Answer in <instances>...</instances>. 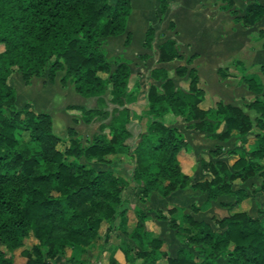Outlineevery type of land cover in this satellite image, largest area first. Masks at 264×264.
<instances>
[{"label":"trees","instance_id":"16d2710c","mask_svg":"<svg viewBox=\"0 0 264 264\" xmlns=\"http://www.w3.org/2000/svg\"><path fill=\"white\" fill-rule=\"evenodd\" d=\"M218 1L236 23L246 27H255L264 18V2H248L238 14L234 0ZM166 9L167 1L160 0L158 21ZM130 14V0H0V245L12 252L32 236L37 240L32 251L39 259L24 250L25 264H51L65 256L67 248L83 253L93 242H100L104 252L110 237L121 233L134 244L123 248L128 264H158L162 259L165 264H264V221L240 208L249 196L243 187L248 179L260 177L259 190L264 192V63L259 66L261 76L241 77L256 95L245 104L257 114L254 120L241 108L221 100L214 106L202 105L205 92L191 66L194 56L174 70L153 68L150 76L156 83L146 94L147 127L130 147L132 118L125 104L130 68L118 62L112 69L101 50L103 39L126 32ZM168 27L174 29V22ZM256 33L264 49V24L257 26ZM154 36L150 25L144 33V49L152 48ZM129 37L127 34L125 43ZM157 49V63L184 60L172 39ZM234 64L243 69L242 63ZM14 71L26 85L46 71L52 83L58 72H63L59 79L63 86L71 84L80 96L103 99L113 106L111 112L78 105L70 108L86 115L87 123L100 114L104 118L109 115L108 122L101 123L86 144L69 128L72 135L59 148L64 140L54 133L50 114L32 109L29 103L16 105L17 91L10 83ZM217 73L220 79L228 75L227 68H219ZM175 77L184 79L186 87L178 86ZM166 113L181 117L208 138L227 141L234 134L244 139L252 134L257 145L248 156L237 155L231 165L217 158L223 149L216 145L209 150L215 160L201 157L198 161L208 177L188 175L179 160L187 142L177 127L165 123ZM121 148L131 149L133 168L128 178L92 166L111 164ZM139 188L142 202L153 193L167 197L187 189L199 190L207 203L225 197L229 201L220 202V207L227 213L214 218L215 229L195 217L200 208L194 204L191 212L175 205L155 209L156 219L165 221L186 245L169 256L163 241L146 228L149 216L140 208H131L123 195L126 189ZM131 209L135 221L128 226ZM185 247L198 248V252ZM0 264H15L13 256L0 249Z\"/></svg>","mask_w":264,"mask_h":264},{"label":"rangeland","instance_id":"374dc122","mask_svg":"<svg viewBox=\"0 0 264 264\" xmlns=\"http://www.w3.org/2000/svg\"><path fill=\"white\" fill-rule=\"evenodd\" d=\"M113 2L114 0H110ZM175 1L180 2L181 6L175 10L173 3ZM212 1V2H211ZM253 1V0H251ZM260 1V0H257ZM246 0H236L233 9L236 10L238 14H242L245 8ZM249 2V1H248ZM247 2V3H248ZM260 2H264L261 0ZM131 4V14L127 20V30L123 35H118L114 37H108L102 40L101 50L105 54L110 66L112 69L115 68L118 62H125L130 68L131 76H130V86L128 87V94L125 99L126 106L131 111L132 120L129 122V129L132 133V138L128 141L129 146L131 147L133 143L137 140V135L146 130L148 118L145 115V111L147 108L146 102V90L147 85L150 82L149 71L156 65L155 58L158 50L156 45H154L151 49H142V40H143V28L147 25H151L157 31L162 30L163 27L166 26L165 21L158 23L156 20V11L154 9V3L152 0H147L143 2V0H130ZM171 9L169 12L170 19L175 20L177 24L178 35L183 37L185 40H190L191 46L189 50H202L208 51L211 50L209 47V43L206 41L204 43L194 41L198 34H201L204 28V12L201 8L208 7L211 9H215L216 14L223 9L222 3L218 0H170ZM215 6V8L212 7ZM245 5V6H244ZM220 8V9H218ZM164 17V16H163ZM221 20H223L222 26L227 28L229 21L231 22V15L229 12L225 11L220 13ZM233 17V16H232ZM156 20V21H155ZM231 24V23H230ZM264 24L263 20L256 25L254 37L250 38V42L248 43L246 55H252L251 51L257 50L258 46L261 43V40L258 38L256 30L257 26ZM165 25V26H164ZM201 30V31H200ZM216 31H213L210 35H214ZM127 34H130L129 42L125 43ZM222 37L221 41L223 44L220 46L222 50L227 54H233L235 51L231 50L226 52V48L229 46H225L226 41V33L215 34V40L217 37ZM158 40L159 37L157 36ZM192 39V41H191ZM194 42V43H193ZM245 48V49H246ZM2 46H0V50ZM237 53V52H236ZM146 54L147 58H142V55ZM247 57L245 59L244 64L246 65V69L248 72H256L259 76V63H264V58H261L259 63L253 62L254 59ZM222 63V62H221ZM178 64H184L183 61H176L172 64H168L167 68L174 70V68ZM214 63L206 62L205 70H202V75H205V80L207 84H211L212 90H217V87L212 84V75L208 67L213 65ZM224 66L225 64H221ZM199 67H202L201 64L198 63ZM47 71L43 77H33L30 81V84L26 85L22 82L21 77H19V73L14 71L11 75L10 83L16 88L17 91V100L16 105L18 107L23 106L25 103H29L32 109L36 111H43L50 113L51 118L54 119L55 129L53 128V119H52V128L56 135L62 138L64 141L59 144V148H63L69 139V135L72 133H68L69 128L74 130L73 136L77 138L82 144H86L90 141L92 135L97 131L98 126L101 123H106L109 120L108 118H104L103 115L95 116L90 123L85 122L87 116L84 115L79 109H74L72 113L68 111L73 110L70 108L71 106H76L73 104H78L84 109H96L98 111L111 112L113 106L108 104L105 100L96 99V98H84L80 96L75 90L71 87L68 90L70 84H66L64 89H60L58 87L57 82H59V78L63 75V72H58L54 83H50L46 76ZM227 73H231L232 76L230 81L228 82V86L225 87L223 93L219 95L216 93L215 98L208 97L202 102L204 107H210L209 105L214 106L215 100L218 99L217 96H221L224 101L231 102L232 100L238 99L239 95H241L239 91V84L242 82L241 76L242 72L239 67L235 64H232L227 68ZM21 80H20V79ZM137 78V79H136ZM137 80V81H135ZM140 80V81H139ZM176 84L180 87H186V81L184 79H178L175 77ZM136 82V83H135ZM140 83L142 84V88H140ZM61 84V83H60ZM133 84V85H132ZM139 85V86H138ZM230 85V86H229ZM61 91H60V90ZM236 89V90H235ZM211 96V95H210ZM214 96V95H213ZM72 103V105L63 106V111H66L67 114L72 116L69 122L63 121L60 116V112L62 111V107H60L61 103ZM59 105V106H58ZM54 106V107H53ZM252 115V119H253ZM137 120V121H136ZM254 120V119H253ZM164 121L168 125H172L178 128V130L183 134L187 146L186 149L182 150L179 153V160L181 162L182 170L188 171V173L193 176L197 175L200 179L208 177L203 173V171L199 170L198 161L199 159L206 158L215 160L216 157H212L209 154V150L214 149L218 142L213 141L212 139H207V136L202 134H197L196 137L193 135V130L189 125H186L183 119L179 116H175L170 113L164 114ZM107 132V130H105ZM193 135L192 138L189 139V136ZM249 137L241 138L238 135H233L227 141L223 142L226 146L223 150L219 159L225 160L228 164H232L237 157V155L243 153L245 155H249L250 151L256 147L257 143L253 141V135H248ZM187 138V139H186ZM189 144H188V141ZM248 141V142H247ZM189 145V149H187ZM130 148H121L119 152L114 157V160L111 164H100V163H92V166L95 169H103L107 168L108 170H112L117 174H120L124 178H128L133 168V161L130 156ZM230 150H235V154H228L227 152ZM261 178L253 177L248 179L244 184L248 191V198L245 199L240 208L245 210L252 217H260L264 221V192L260 189ZM140 192V188L136 191L131 189H126L123 193L124 197L130 201L131 208H140L142 209L148 216V220L146 222V228L148 231L152 232L153 235L157 236L159 239L163 241V249L166 250L169 256H175L177 250L184 245L181 241L175 236V232L169 228L168 224L165 221L156 219L154 215V210L160 208L162 210H166L170 206H179L183 207L186 212H191V206L194 204L200 208L199 212L195 213V217L199 220H205L209 222L213 228L217 229V225L214 221L215 217L222 216L227 213L226 210L220 207V202L222 201H214V202H206V195L201 193H177L175 195H171L169 197H162L160 195L152 194L146 202H142L139 200L138 193ZM221 200V199H220ZM225 201H229V199H224ZM128 226H132L135 217L133 210L128 211ZM104 225L101 227L100 232H103ZM37 244V240L32 236H28L24 245L16 249L12 252H7L3 246L0 245V249H2L8 256H13V260L15 264H25L26 256L23 255L24 250H30L31 255L36 259H39L38 255L32 251L34 245ZM134 245L133 241L126 238L121 233H114L108 242V248L106 251H101L100 242H93L85 252L80 251H72L70 248L66 249L65 256L58 257L54 260H51V264H128L125 262L123 248L127 245ZM189 252L197 253L198 248L195 247H185ZM73 256V259L71 258ZM47 262V260H44ZM158 264H165V259L159 261Z\"/></svg>","mask_w":264,"mask_h":264},{"label":"crops","instance_id":"0c3cea01","mask_svg":"<svg viewBox=\"0 0 264 264\" xmlns=\"http://www.w3.org/2000/svg\"><path fill=\"white\" fill-rule=\"evenodd\" d=\"M146 1L147 0H143V2H146ZM159 1L160 0H152V2L154 3V9L156 11V14H158V10H159ZM166 1H167V9H166L165 15L163 17V20L161 21V22L165 21L166 26L164 25L165 27H163L162 30H160L161 31L160 34H159V30L157 31L154 28L155 29V36H154V41L152 43V47L154 45H156V48H158V45L160 43H162L163 41H165L167 39H172V40H174L176 42V47L178 49L179 54L183 57L184 62H185V60L188 57L194 56V59L192 60V65L191 66H193V67L196 68V70L198 72V76H199V86L205 92V96H204V100L203 101H206L205 99L208 98V97H210L211 100H212V98H215L216 97V93H219V95H221L223 93L225 87L228 86V82L230 81V79H231L230 76H232V74L231 73L230 74L227 73L228 75H227V77L225 79H220V77H219V75L217 73V71H218L219 68H228L232 64H234V62L238 61V62H240V63L243 64V69L242 70L240 69V71L243 73L242 75L256 74V72H248L247 69H246V65L244 64L245 59L247 57H250V58L254 59L253 62H257V63H259L261 61V58H264V49L262 48V40H261V43L258 46L259 48H257L256 52L255 51H251L252 52V55L251 56L250 55H246V52H247V48L246 47L249 46L248 43L250 42V38L251 37H254L253 35H251V34H254V31H255V28L254 27H246V26L242 25L241 23H236L233 20V17L231 16V18H232L231 19V22L229 21L228 26H226L227 28H224L222 26L223 20H221V18L220 17H217V16H220V13L225 12V11L227 12L228 10L221 9V11L219 10V12L216 14L215 9L213 10L211 8H208V7H203L201 9L204 12V18H205L204 19V28H205V30H203L201 28V30H202L201 34H198L197 39L194 38L193 40L194 41L201 42V43H204V42L207 41L209 43V47H211V50L204 51V52L202 50H199V49L198 50H195V51L194 50H191V49L189 50V47L191 46V43L192 42L190 43L189 42L190 40H188V39L185 40L183 37H181V36L178 35L177 24H176L175 20L170 19V15H169V12H170V9H171L170 0H166ZM235 1L236 0H234V3H235ZM248 1L251 2V0H246L245 5L247 4ZM173 5L175 7V10L178 9L181 6L180 2H178V1H175L173 3ZM212 7L215 8L214 5H212ZM218 9H220V8H218ZM156 20H157V18H156ZM170 21H173L174 22V29H170L168 27ZM157 22H158V20H157ZM161 22H158V23H161ZM149 26L150 25H147V26H145L142 29L143 30V34L145 33L146 29ZM127 29L128 28L126 27V30ZM213 31H216L217 34L226 33V37H225L226 38V41H225V43H227V44H225V46H229L228 48H226V52H229V51L233 50V51H235L233 54H227V53H225L222 50V47L220 46V43H221V45L223 44V42L221 41L222 37H219L218 36L216 38V40H215V37L214 36H215L216 33L214 35H212V36L210 35ZM157 36L159 37L158 40L156 39ZM143 39H144V36H143ZM191 41H192V39H191ZM142 44H143V40H142ZM142 49H144L143 46H142ZM157 59H158V53L156 54V58H155L156 65L153 68H155V67H165V68H167L168 67L167 66L168 64H172L173 62H176L177 61L176 60V61H173V62H170V63H157ZM206 62H210V63L213 62L214 63L213 65H211L208 68H209L210 73L212 75V77H211L212 78V84H214V86L217 87V90H212L213 88L210 87L211 84L208 85L207 82H206V80H205V77L206 76L205 75H202V70H205L207 68V67L203 66V65L206 64ZM221 62L223 64H225V65L222 66L221 65L222 63ZM198 63L201 64L202 67L197 66ZM260 65H261V63H259L258 68H259ZM151 70L149 71V76H150ZM130 76H131V71H130ZM19 77H20V75H19ZM135 81H137V80H135ZM52 83H54V82H52ZM152 83H156V82L153 81V79L150 76V82L147 85V90H148L149 86ZM57 84H58V87L60 89H64V86L62 84H60V80H59V82H57ZM128 86H130V77H129V85ZM69 87L70 88H68V90H70L71 87L73 88V86L71 84L69 85ZM142 87L143 86L140 83V88H142ZM238 88H239V91L241 93V95H239V98L238 99H235L234 98V100H232L231 102H229V101H224L221 98V96H217L218 99H216L215 102L221 100L224 103L232 104L234 106H237V107L241 108L246 114H248L251 117V119H252V115L255 118L257 116V114L253 110L247 109L245 107V104H247L248 102L252 101L256 97V95L254 93L250 92L246 88V86H245V84L243 82H241L239 84V87ZM147 90H146V93L145 94H147ZM68 104L69 105H72V103H67V102L61 103V105H60V107H62V109H61L62 111L60 112L61 119H63V121L65 120V122H67V123L69 122V120H71L72 116H70L69 114H67L66 111H63V106L68 105ZM73 105H78V104H73ZM209 106H212V105H209ZM72 111H74V109L71 110V111H68V112L69 113H72ZM52 119H53V117H52ZM184 123L186 125H188L185 121H184ZM53 128L55 129L54 119H53ZM191 131H193V135L194 136H196L197 134L202 135V133H200V132H197V131H194V130H191ZM193 135H190L189 136V139L192 138ZM196 137H199V136H196ZM207 139L209 140V139H212V138H208L207 137ZM212 140L218 142L216 145L221 146L223 150L225 149L224 147H226V146H223V145H225L223 143L225 141H218L217 139H212ZM254 142H255V139H253L252 144ZM188 144H189V141H188ZM187 149H189V145H188ZM222 154H224V153H222ZM103 169H107V168H103ZM184 172L186 174L190 175L188 173V171H184ZM203 173L205 175H208L205 172H203ZM177 193H179V194L180 193H184V194L191 193V194H194V193H201V192L199 190L187 189V190L177 191L175 193L170 194L169 196L175 195ZM153 194H156L157 195V193H153ZM201 195H202V193H201ZM169 196H167V197H169ZM224 199H225V197H221V198H219L216 201H219V202L220 201H225ZM211 202H214V201H211Z\"/></svg>","mask_w":264,"mask_h":264}]
</instances>
